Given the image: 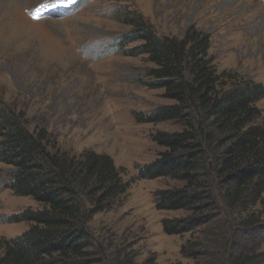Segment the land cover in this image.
<instances>
[{"label":"rangeland","instance_id":"374dc122","mask_svg":"<svg viewBox=\"0 0 264 264\" xmlns=\"http://www.w3.org/2000/svg\"><path fill=\"white\" fill-rule=\"evenodd\" d=\"M52 1L0 0V110L21 115L31 133L45 132L53 153L79 158L96 152L113 159L127 191L87 221L91 264H229L242 250L264 254V236L242 232L252 211H228L187 233L165 232L167 224L193 215L159 209L160 195L183 183L142 179L139 167L161 152L155 133L182 128L174 122L139 124L133 113L155 112L171 102L149 88L147 57H82L91 44L113 42L129 30L114 15L127 8L160 36L182 38L188 29L210 36L215 71L235 76L234 88L264 84V0H90L71 17L31 20L35 8ZM258 107L264 115V99ZM13 172L0 164V240L30 229L12 217L42 209L6 187ZM84 204L94 211L93 204Z\"/></svg>","mask_w":264,"mask_h":264},{"label":"trees","instance_id":"16d2710c","mask_svg":"<svg viewBox=\"0 0 264 264\" xmlns=\"http://www.w3.org/2000/svg\"><path fill=\"white\" fill-rule=\"evenodd\" d=\"M114 15L129 27L117 36L120 55L147 57L152 65L149 88L163 92L171 102L155 112H134L135 122H174L182 128L155 133L153 141L161 152L139 167L142 179L183 183L182 189L160 195L159 209L193 215L167 224L165 232L187 233L209 226L228 211H252L241 223L242 232L264 236V115L258 107L264 85L234 88L235 76L218 75L211 37L196 29H188L182 38L160 36L133 10L119 9ZM22 120L21 115L0 110V164L14 170L6 187L18 197L32 198L42 209L12 217L30 229L0 240V264H91L87 221L105 202L125 193L127 185L110 157L53 153L47 134L29 132ZM85 202L93 204L94 211ZM263 257L242 250L228 262L259 264Z\"/></svg>","mask_w":264,"mask_h":264},{"label":"clouds","instance_id":"9594fccd","mask_svg":"<svg viewBox=\"0 0 264 264\" xmlns=\"http://www.w3.org/2000/svg\"><path fill=\"white\" fill-rule=\"evenodd\" d=\"M116 40L117 38L113 40V42L109 41V43H101V42L93 43L91 44L90 47L85 49L82 57H84L85 59L88 58L99 59L102 58L103 56H109L111 54L120 53V48L118 47Z\"/></svg>","mask_w":264,"mask_h":264},{"label":"snow or ice","instance_id":"6c2138e0","mask_svg":"<svg viewBox=\"0 0 264 264\" xmlns=\"http://www.w3.org/2000/svg\"><path fill=\"white\" fill-rule=\"evenodd\" d=\"M65 0H54L53 3L51 4H42L41 7L42 8H50V9H55L58 8L60 6H63ZM38 11V10H37ZM34 18H39L38 16L34 17Z\"/></svg>","mask_w":264,"mask_h":264}]
</instances>
